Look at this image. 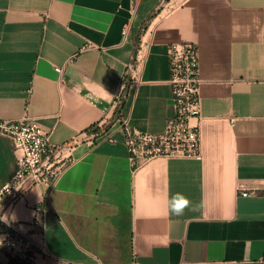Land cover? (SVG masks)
Returning a JSON list of instances; mask_svg holds the SVG:
<instances>
[{
    "label": "crops",
    "instance_id": "crops-1",
    "mask_svg": "<svg viewBox=\"0 0 264 264\" xmlns=\"http://www.w3.org/2000/svg\"><path fill=\"white\" fill-rule=\"evenodd\" d=\"M176 42L199 47L202 156L136 168L122 123L165 130ZM25 115L71 157L4 210L45 206L37 264H264V0H0V119ZM17 166L0 135V188Z\"/></svg>",
    "mask_w": 264,
    "mask_h": 264
},
{
    "label": "built area",
    "instance_id": "built-area-1",
    "mask_svg": "<svg viewBox=\"0 0 264 264\" xmlns=\"http://www.w3.org/2000/svg\"><path fill=\"white\" fill-rule=\"evenodd\" d=\"M129 26L125 25V35ZM168 53L175 114L169 118L165 130L145 132L133 129L127 121L122 123L125 142L136 168L158 157L202 156L201 121L192 123V119L201 116L199 47L194 42H176L169 45ZM57 70L63 69L57 67ZM127 76L118 102L125 98L129 85ZM0 135L12 138L18 163L11 181L0 188V264H37L39 257L52 256L46 242L45 206H35L34 219L20 223L6 218L4 210L35 185H49L71 157H63V146L54 145L50 133L30 115L0 119ZM104 137L105 133L99 131L85 136L92 143Z\"/></svg>",
    "mask_w": 264,
    "mask_h": 264
},
{
    "label": "clouds",
    "instance_id": "clouds-1",
    "mask_svg": "<svg viewBox=\"0 0 264 264\" xmlns=\"http://www.w3.org/2000/svg\"><path fill=\"white\" fill-rule=\"evenodd\" d=\"M191 206V201L180 193L173 195L168 201L167 211L170 215L181 216Z\"/></svg>",
    "mask_w": 264,
    "mask_h": 264
},
{
    "label": "trees",
    "instance_id": "trees-1",
    "mask_svg": "<svg viewBox=\"0 0 264 264\" xmlns=\"http://www.w3.org/2000/svg\"><path fill=\"white\" fill-rule=\"evenodd\" d=\"M119 103H120V104H119L118 110H120L121 107L124 105V98L121 99V101H120ZM96 130H97V128H96V126H94L93 129H92V131L98 132V131H96Z\"/></svg>",
    "mask_w": 264,
    "mask_h": 264
}]
</instances>
